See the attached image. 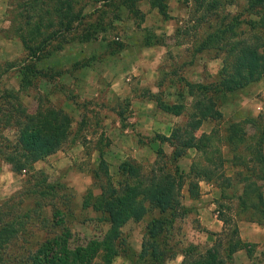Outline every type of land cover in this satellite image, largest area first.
<instances>
[{
	"label": "rangeland",
	"instance_id": "374dc122",
	"mask_svg": "<svg viewBox=\"0 0 264 264\" xmlns=\"http://www.w3.org/2000/svg\"><path fill=\"white\" fill-rule=\"evenodd\" d=\"M127 2L79 0L82 16L66 35L67 42L59 47L57 40H52L41 53L29 58L9 31L13 8L8 0H0V202L19 190L25 177L24 172H9V164L1 156L15 143L16 129L7 117H15L20 111L31 113L38 106L62 109L71 120L69 135L55 151L34 162L33 167L43 171L47 181L60 183L56 205L68 212L63 225L71 231V245L99 237L107 228L101 213L83 207L82 200L86 192L93 195L99 192L97 178L100 182H112L116 192L122 189L127 178L125 181L118 169L121 161L134 162L142 174L162 166L172 175L176 174V168L187 171L194 150L186 149L175 160L171 145L156 139L155 135L179 131L187 121L193 98L187 93L185 82H213L221 66V56L210 51L191 54V45L209 28L206 23L196 24L190 3L164 0L165 14H161L148 0ZM244 5L245 0H234L225 6V11L240 12L241 21L236 28L239 38L258 40L264 28H249L245 19L254 15L248 16ZM131 8L137 10L136 14ZM148 35L161 39L162 44L145 45ZM24 64L36 69L34 73H26L30 78L26 87H22L20 81ZM155 98L169 104L182 103L184 109L179 115L165 112ZM221 101L217 96L215 105L222 118L202 120L194 130L195 135L213 129L222 132L230 121H247L248 133L257 125L264 126V76L228 94L225 102ZM158 150H162L163 155L156 156ZM211 184L200 181L201 195L208 194L212 187L216 189ZM262 191L264 193V184ZM216 199L217 196L214 207ZM196 200L188 199L184 184L180 201L187 210L175 214L166 234L169 244L182 245L187 239H199L195 234L203 236ZM227 201L231 203L232 213L236 200ZM30 204V197L22 202V206ZM42 214L50 220L49 207H44ZM157 215L153 210L141 220L128 221L121 227V237L128 248L111 264L136 263L145 223ZM233 220L236 225L251 223L243 215ZM39 227L38 221H29L8 250L10 258H15L16 247L25 244V237L30 242L40 239L43 230H38ZM219 233H215L216 239ZM220 234L224 240V232ZM248 248L249 258L264 264L262 251L254 244Z\"/></svg>",
	"mask_w": 264,
	"mask_h": 264
},
{
	"label": "trees",
	"instance_id": "16d2710c",
	"mask_svg": "<svg viewBox=\"0 0 264 264\" xmlns=\"http://www.w3.org/2000/svg\"><path fill=\"white\" fill-rule=\"evenodd\" d=\"M183 1L190 3L196 24L206 23L209 28L191 45V54L210 51L221 56V66L213 82H185L187 93L193 100L184 126L169 135H155L156 139L171 145L175 160L186 149L194 150L187 171L176 168V174L172 175L162 166L142 174L134 162L121 161L118 169L125 181L127 178L126 185L116 192L112 182H100L97 178L99 192L95 195L86 192L82 200L83 207L101 213L107 228L99 237L71 245V231L63 225L68 212L61 211L56 205L60 198V183L47 181L45 173L33 167L35 161L43 159L65 141L71 120L62 109L50 105L38 106L31 113L20 111L15 117H7L6 120H12L16 129L15 143L1 156L12 172H24L25 177L21 188L0 202V264H111L128 248L121 237V227L128 221L141 220L153 210L158 215L145 223L135 264H164L177 253L182 255L179 264H232V254L238 249H245L250 256L248 247L252 243L239 237L233 218L243 215L245 220L264 227V126L257 125L252 133H248L247 121L241 120L228 122L222 132L213 129L195 135L194 130L202 120L219 121L222 118L215 105L217 96L225 102L228 94L264 76V34L259 33L260 39L253 41L238 37L236 28L241 21L240 12L230 14L225 11V6L234 0ZM8 2L13 8L9 19L10 34L18 39L29 58L41 53L52 40L56 39L59 47L67 42L66 35L82 16L79 0ZM148 2L159 13L165 14L164 0ZM243 10L248 16L254 15L245 19L249 28H264V0H245ZM131 11L137 12L134 8ZM162 42L148 35L145 45ZM21 69V86L26 87L30 83L26 73H34L36 69L29 64H24ZM155 101L161 110L173 115H179L184 109L182 103L169 104L157 98ZM156 154L163 155L162 150ZM95 176L96 171L93 178ZM199 181L212 183L217 189V217L223 224L220 233L224 232L225 239L222 240L219 233L211 245L169 244L166 234L175 214L187 210L180 201V189L186 184L188 198L197 199ZM27 197H30L31 204L22 206ZM232 198L236 203L231 213V203L225 200ZM46 206L50 209L49 221L42 214ZM33 219L40 225L38 230H43L42 236L34 242L25 237V244L16 247L15 258H10L8 250ZM260 255L264 256V252ZM251 264L260 263L253 260Z\"/></svg>",
	"mask_w": 264,
	"mask_h": 264
},
{
	"label": "crops",
	"instance_id": "0c3cea01",
	"mask_svg": "<svg viewBox=\"0 0 264 264\" xmlns=\"http://www.w3.org/2000/svg\"><path fill=\"white\" fill-rule=\"evenodd\" d=\"M36 162V161H35ZM34 164V163H33ZM13 174H16L12 171H9ZM204 182V181H202ZM199 189L201 188L200 181ZM207 183V182H205ZM212 185V184H211ZM216 189L212 187L208 194L201 195L199 190V196L196 199H190V201L196 200L195 206L198 212V222L202 226L201 232L202 235L199 236V239H187L184 244L191 242L199 245H211V243L216 239L215 233L221 232L220 229L223 227L221 220L217 217L216 206L214 207V200L217 196ZM188 197V196H187ZM211 211V212H210ZM256 226V227H255ZM213 230L212 232H210ZM238 235L243 241L250 242L256 245L258 250L264 252V227H259L257 224L248 223L243 225L242 223L237 224ZM245 249H238L232 254V263L233 264H251L252 259L249 258ZM182 259V255L177 253L173 258L167 260L166 263L179 264Z\"/></svg>",
	"mask_w": 264,
	"mask_h": 264
}]
</instances>
